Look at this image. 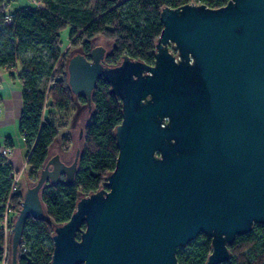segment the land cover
<instances>
[{
    "label": "water",
    "instance_id": "obj_1",
    "mask_svg": "<svg viewBox=\"0 0 264 264\" xmlns=\"http://www.w3.org/2000/svg\"><path fill=\"white\" fill-rule=\"evenodd\" d=\"M160 20L153 65L107 66L102 47L68 61L72 94L91 110L104 79L122 122L116 167L55 227L51 264H179L200 235L212 243L206 264H223L237 237L264 225V0L166 7ZM80 152L71 166L49 158L25 193L10 264L27 221L46 218L42 189L72 183Z\"/></svg>",
    "mask_w": 264,
    "mask_h": 264
},
{
    "label": "trees",
    "instance_id": "obj_2",
    "mask_svg": "<svg viewBox=\"0 0 264 264\" xmlns=\"http://www.w3.org/2000/svg\"><path fill=\"white\" fill-rule=\"evenodd\" d=\"M33 1L34 7L10 13L13 0H0V69L14 71L21 64L20 71L17 70L22 84L18 129L27 150V175L37 182L50 158L51 147L67 126L56 124L49 116L53 111L66 110L74 101L68 85L69 60L62 54L63 30L70 29L72 46L80 47L86 55L96 38L111 42L112 50L105 59L107 66L118 65L126 56L153 65L156 42L163 30L162 9H176L191 0H96L93 5L91 0ZM201 1L210 8H220L229 0ZM6 16L11 18L9 25L4 23ZM28 51L35 56L26 58ZM78 99L87 104L84 97ZM91 110L93 113L83 128L75 178L72 183L49 182L42 189L46 218L27 221L18 264H51L55 227L70 220L82 197L103 188L105 178L116 167L119 150L115 131L122 122V104L110 93V85L104 79L98 81L93 91ZM62 143L67 148L66 136ZM4 148H13L10 139L0 146V264L7 260L10 249L3 230L6 208L9 206V217L10 212L18 214L24 198L17 186L13 191L14 170L8 157L2 155ZM229 251L231 258L223 264H264V225H255L250 234L237 237ZM211 253V239L200 235L177 251V259L179 264H206Z\"/></svg>",
    "mask_w": 264,
    "mask_h": 264
},
{
    "label": "rangeland",
    "instance_id": "obj_3",
    "mask_svg": "<svg viewBox=\"0 0 264 264\" xmlns=\"http://www.w3.org/2000/svg\"><path fill=\"white\" fill-rule=\"evenodd\" d=\"M195 1V0H191ZM96 0H91V4H95ZM31 5L29 0H18V4H13L12 7L9 8V12H12L14 9H20L21 7ZM70 29H65L61 33V41H62V54L67 55L68 60L71 56L75 55L76 53H81L80 47L72 46V42L69 38ZM93 47H102L106 50V54H110L112 50V43L104 39V37H98L93 41ZM41 49V48H40ZM43 54H46V51H43ZM35 56L33 52L28 51L26 53V58H31ZM18 71H20L21 64L18 63ZM2 69H0L1 71ZM14 79V80H11ZM0 96L2 100H0V119H14L16 116L17 111H21L22 109V100L19 98H15L12 95L13 89H20L19 79H18V72L15 74L14 78H11L9 75H3L0 73ZM93 110L88 109L87 104H83L77 100V97L74 96L73 103L63 111H53L50 114V119H52L56 124L63 126L67 124V126L62 129L59 133V136L56 139L55 144L50 150L51 157L59 156L61 161L66 164L67 166H71L75 160V156L77 153L78 148L82 146V140L80 139V131L82 128L86 126L88 123ZM49 115V114H48ZM14 131V135L16 136V131L14 128H11ZM10 130V129H9ZM66 136L68 139V146L67 148L63 146L62 139ZM18 137V136H17ZM15 138L16 147L14 150V154H9L8 156L11 157V161L13 163V167L17 170L22 169L20 172L15 174V190L16 186L19 192L23 195L27 192L29 188H31L36 182L32 181L26 171V164H25V151L20 150V144L18 142V138ZM3 142V141H2ZM4 143V142H3ZM2 146V145H0ZM22 148V147H21ZM11 152V151H10ZM25 165V166H24ZM24 166V167H23ZM23 167V168H22ZM61 180H65L62 178ZM49 184V182H47ZM9 213V211H8ZM10 212V217L8 214L7 219V244H8V254L6 256L5 264H10L11 260V229L10 226L13 224L11 223L12 220H16L17 214ZM3 264V263H2Z\"/></svg>",
    "mask_w": 264,
    "mask_h": 264
},
{
    "label": "crops",
    "instance_id": "obj_4",
    "mask_svg": "<svg viewBox=\"0 0 264 264\" xmlns=\"http://www.w3.org/2000/svg\"><path fill=\"white\" fill-rule=\"evenodd\" d=\"M30 2H31V5H28V6H24V7H21V8H29V7H34L36 4H35V2L33 1V0H29ZM13 4H18V0H13V2L11 3V6L10 7H12V5ZM15 10H17V9H14L12 12H10V13H13ZM17 70L18 69H16V70H14V71H8V70H1L0 71V73L1 74H3V75H9L10 77H11V74H14V77H15V74L17 73ZM12 78V77H11ZM11 80H14V79H11ZM14 81H16V80H14ZM19 84H20V89H13L12 90V95L15 97V98H19V99H21L22 100V84H21V82L19 81ZM0 88H1V86H0ZM0 100H2V98H1V96H0ZM1 113V112H0ZM20 115H21V111L19 112V111H17L16 112V116L14 117V119L12 118V119H0V145H3L4 143L3 142H5V140L6 139H10L11 141H12V144H13V148L12 149H10V154L12 155V154H14V150H15V147H16V143H17V141H15V138L17 137L18 139V142H19V144H20V146L22 147H20V150H24L25 151V164H27V150H26V147H25V144H24V141H23V138L21 137V135H20V133H19V129H18V126H19V120H20ZM50 117V116H49ZM11 128H14L15 129V131H16V136L14 135V131L11 129ZM10 129V130H9ZM3 141V142H2ZM16 142V143H15ZM56 142V141H55ZM55 142H54V144H55ZM53 144V145H54ZM53 147V146H52ZM51 147V148H52ZM4 149H6V148H4ZM3 149V150H4ZM51 150V149H50ZM50 157H51V154H50ZM8 162L12 165V167H13V163H12V161H11V157H9L8 156ZM25 166V165H24ZM23 166V167H24ZM22 167V168H23ZM13 170H14V175L16 174V173H18V172H20L22 169H20V170H17V169H15L14 167H13Z\"/></svg>",
    "mask_w": 264,
    "mask_h": 264
},
{
    "label": "built area",
    "instance_id": "obj_5",
    "mask_svg": "<svg viewBox=\"0 0 264 264\" xmlns=\"http://www.w3.org/2000/svg\"><path fill=\"white\" fill-rule=\"evenodd\" d=\"M188 4L205 5V6L209 7L206 3L202 2L201 0L190 1V3H188ZM4 23L9 25L11 23V18L9 16H6V18L4 20ZM9 154H10V149L9 148H6V149H4L2 151V155L4 157H8ZM8 207L9 206H7V208H6L5 218H4V222H3V230L5 232L6 238H7V223L6 222H7V219H8V211H9ZM3 264H5V259H4Z\"/></svg>",
    "mask_w": 264,
    "mask_h": 264
},
{
    "label": "flooded vegetation",
    "instance_id": "obj_6",
    "mask_svg": "<svg viewBox=\"0 0 264 264\" xmlns=\"http://www.w3.org/2000/svg\"><path fill=\"white\" fill-rule=\"evenodd\" d=\"M92 48H94V47H92ZM88 107V106H87ZM89 109V108H88ZM90 111V110H89ZM82 131H83V128L81 129ZM81 132V131H80ZM81 140H82V138H80ZM82 148V146L80 147V149ZM61 179L62 178H65V175H62L61 177H60Z\"/></svg>",
    "mask_w": 264,
    "mask_h": 264
}]
</instances>
